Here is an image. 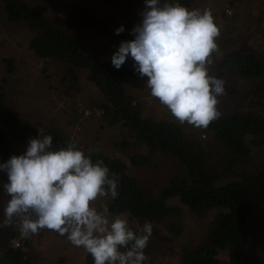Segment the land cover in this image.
Listing matches in <instances>:
<instances>
[{
  "label": "trees",
  "instance_id": "16d2710c",
  "mask_svg": "<svg viewBox=\"0 0 264 264\" xmlns=\"http://www.w3.org/2000/svg\"><path fill=\"white\" fill-rule=\"evenodd\" d=\"M88 2L91 13H98L96 6H111L114 0ZM195 2L180 0L190 10L196 8ZM118 11L117 7L111 8L112 13ZM0 18L7 23L23 24L31 34L29 47L42 63L69 66L78 76L85 74L86 80L98 92L99 99L91 111H96L102 127L127 130L135 139L132 143L123 140L117 147L138 150L139 146L148 152V155L135 153L125 158H111L76 145L86 154L91 150L92 160H103L110 172L119 178L117 196L111 198L108 206L109 217L127 215L130 220L151 224L174 219L165 228L178 239L179 264H219L222 252L229 256V264H264L259 244L249 230L251 218L256 212L264 211V156L258 159L254 169L242 170L240 167L245 165L253 149L264 148L263 113L255 110L223 111L207 128L146 117L139 101L140 94L129 89L131 82L142 77L126 63L116 69L111 60L102 61L86 48L79 30L68 29L26 0H0ZM133 38L129 33L123 40ZM220 67L234 70L247 79H259L264 75V52L263 55L251 52L230 54ZM0 68L4 71V75H0L3 78L0 83L1 155L10 146H16L13 132L29 137L38 136V132L37 128L24 123L4 86L8 83V75L16 71L15 62L12 58L0 57ZM44 129L53 137V147H66L70 143L69 134L57 128ZM149 154H157L166 162L175 161L182 169L176 171L167 164L171 171L167 184L154 190L153 196L137 176L128 173L130 166H150ZM3 177L4 173L0 172V183ZM175 200L181 208L171 203ZM182 210L197 219L217 211L197 242L183 241L185 233L179 219ZM129 227L137 230L135 226ZM0 235V264H33L28 255L30 240L22 238L16 227H0ZM82 264H93L90 254H86Z\"/></svg>",
  "mask_w": 264,
  "mask_h": 264
},
{
  "label": "rangeland",
  "instance_id": "374dc122",
  "mask_svg": "<svg viewBox=\"0 0 264 264\" xmlns=\"http://www.w3.org/2000/svg\"><path fill=\"white\" fill-rule=\"evenodd\" d=\"M26 1L34 4L44 14L68 29L79 30L86 48L95 52L102 61L111 60L124 35L127 36L134 25L140 22V13L144 6V0H114L112 7L96 6L99 15L91 13L88 2L90 0ZM195 4L196 9L210 10L214 23L219 28V36L216 38L217 49L210 57L212 63L208 65L210 74L225 81V93L218 97L219 112L255 110L264 114V75L259 79H247L234 70L220 67L223 59L233 53L251 52L263 55L264 0H196ZM113 7L119 9L118 13L111 12ZM121 25L124 31L117 35L115 29ZM30 37V32L23 24L7 23L0 18V57L12 58L16 66V71L8 75V83L4 86L9 92L8 97L12 100L13 107L20 112L24 123L35 128H57L69 134L70 142H74L77 146L88 147L111 158L116 156L125 158L135 153L148 155L145 147L137 146L138 150L117 147V144H121L123 140L132 143L135 139L130 137L127 130L102 127L96 111H91L99 99L96 87L86 80L85 74L78 76L69 66L55 65L52 62L42 63L29 47ZM125 63L134 68L131 58L126 59ZM0 75H4L1 68ZM146 79L144 77L129 85L131 91L140 94L138 97L143 107V115L177 121L157 98L154 99L147 93L150 90L146 87ZM2 80L3 78L0 77V83ZM13 134L16 138V146L12 145L1 153L0 163L5 162L12 155L23 154L28 140L37 137L15 132ZM261 156H264V148L253 149L245 165L241 164L240 167L242 170L254 169ZM148 158L151 160L150 166L134 168L128 164L130 166L128 173L137 176L139 182L153 196L154 190H159L167 184V178L171 174L167 164L176 171L182 169L177 162H166L157 154H149ZM6 181L7 177L4 173L1 183ZM7 198L3 192H0V215L3 210L1 206H4L2 204ZM110 203V196L98 197L91 202L98 210H102L105 206L108 208ZM171 203L181 208L178 201ZM216 213L217 211H212L205 218L197 219L182 210L179 219L185 233L183 241L197 242ZM123 217L136 229L144 223L130 220L127 215ZM171 221L174 219L168 218L160 224L152 223L153 234L144 250L147 259L143 264H179L178 239H175L165 228ZM251 221L249 230L254 234L260 253L264 257V211L256 212ZM12 227H16L19 231L18 222L15 220L12 224L1 228ZM27 238L31 244L28 255L33 264H82L88 254L82 247L72 245L66 236H60L52 230L43 229ZM219 262V264H229L227 253L222 252L219 255Z\"/></svg>",
  "mask_w": 264,
  "mask_h": 264
},
{
  "label": "clouds",
  "instance_id": "9594fccd",
  "mask_svg": "<svg viewBox=\"0 0 264 264\" xmlns=\"http://www.w3.org/2000/svg\"><path fill=\"white\" fill-rule=\"evenodd\" d=\"M140 16L130 30L134 38L119 42L111 64L120 69L131 58L150 95L181 125L207 128L221 115L218 97L225 93V81L208 68L219 36L211 11L190 10L180 0H144ZM123 31V25L115 29L117 35ZM37 132L23 154L0 163L7 177L0 189L8 197L0 227L15 220L22 238L52 230L82 247L93 264H143L151 222L134 231L122 215L110 220L106 206L91 204L117 196V175L103 160L93 161L91 150L86 154L74 142L56 148L44 128Z\"/></svg>",
  "mask_w": 264,
  "mask_h": 264
},
{
  "label": "built area",
  "instance_id": "2783aa9c",
  "mask_svg": "<svg viewBox=\"0 0 264 264\" xmlns=\"http://www.w3.org/2000/svg\"><path fill=\"white\" fill-rule=\"evenodd\" d=\"M17 246L19 245V243L17 242V244H16Z\"/></svg>",
  "mask_w": 264,
  "mask_h": 264
}]
</instances>
